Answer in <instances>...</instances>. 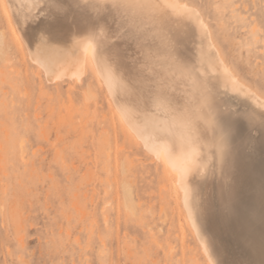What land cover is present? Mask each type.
I'll return each mask as SVG.
<instances>
[{"label":"rangeland","instance_id":"374dc122","mask_svg":"<svg viewBox=\"0 0 264 264\" xmlns=\"http://www.w3.org/2000/svg\"><path fill=\"white\" fill-rule=\"evenodd\" d=\"M4 1L0 0V264H210L200 246L202 232L212 246L213 264H263L264 143L258 127L253 145L233 149L229 143L226 155L246 150L245 156L250 149L245 156L248 165L223 171L228 175L223 173L225 178L213 183L209 219L202 230L193 232L162 163L135 135L122 131L103 81L88 64L79 77L47 78L29 59ZM178 1L198 9L229 71L264 97V0ZM41 39L45 47L47 39ZM226 94L227 110L250 111L247 103ZM245 131L242 127L241 134L247 136ZM226 191L234 193L227 197ZM242 239L252 241V249ZM240 242L249 248L241 250Z\"/></svg>","mask_w":264,"mask_h":264},{"label":"bare ground","instance_id":"6f19581e","mask_svg":"<svg viewBox=\"0 0 264 264\" xmlns=\"http://www.w3.org/2000/svg\"><path fill=\"white\" fill-rule=\"evenodd\" d=\"M4 2H5L4 3L5 6H8L9 8L10 14L17 28L19 39L22 40V42L26 45L27 50L29 51V56H30L29 59L33 63H35V65L37 64L38 67L40 66V68H42L47 78H50L51 80H57L59 78L62 79L64 77H70V76L79 77L80 76L79 74H81L82 71L84 72V69L86 67L85 65L88 64L92 72H94V74H96V76L103 81L111 99L113 100L114 108L116 110V115L120 122L122 131H124L125 134L130 135V133H132L133 135H135L137 138L136 140L140 141L141 145L146 149L145 151L149 152V154L153 155L156 160H159L162 163L165 169L164 176L168 177V179L174 184L177 191L179 192L181 198L180 202L181 203L183 202L182 205H184L185 207L184 211L186 210V214L188 216L187 219H189V224L190 226L193 227V228L191 227L192 230L193 229L202 230V227H204L202 223L208 221L209 219V210H210L209 204L212 205L210 199H211V194H213L211 193V191L213 190L212 189L213 183L217 182L219 184V182H221L222 180V177L225 178L224 174L226 173L224 172L226 170L228 169L230 170L232 169V167L236 168V166L239 165H244V166L248 165L245 156L247 155V153H249L250 149H248V152L246 153L245 156L243 152L244 151L246 152V150L236 151L237 153L231 150L232 151L231 153L235 152L236 154L235 155L231 154L233 155V158H230L231 155L229 154L226 155L229 152V151L227 152L229 145L228 144L225 148V155L223 158H221V155L215 146L216 136L211 127H207L206 131H204V128L202 127L199 133L191 134L187 122L188 115L190 114L188 115L182 114L181 111L176 109L175 105L169 106L167 101L163 99L155 100L147 107L143 102H140L138 100L137 96L132 92V90L130 89L127 83V75H128L127 70L133 63L132 57L135 56L137 53L135 51L133 44L130 41L123 39H114L113 33L117 30L118 25L116 21L113 19L112 14L104 11L103 9L104 0H67V2L63 4L65 13L61 14L58 19H54L50 14H48L47 8H45V10L41 12L40 15H38V12H40V6L45 3V0H5ZM172 3L176 5V7L166 17V28H170L172 30V34L174 35L178 34L180 36L181 44L178 51L180 53L183 62L187 65V69H188V71L185 72L184 74L185 79L178 83V85L175 88V91L177 95H186L193 100V104L191 105L192 111L196 115L200 116L202 125L205 124L206 121L204 119V116L199 113V109L196 108L195 100L205 91L211 93V96L215 101V104L218 105L220 109H226V104L223 99V95L227 93L233 95L235 98L241 99L242 101L245 102V103L243 102L244 104L247 103L246 106L249 105L250 107V109L248 108L250 110L248 111L249 113L259 114L260 112L264 111V97L259 96L257 93H255V91L254 92L251 91L250 88L247 87V85L245 86L242 85V83H239L237 81L238 79L235 78L231 70L229 71V69L227 68L219 50L216 48L214 44L211 33L207 28L208 25L205 24L204 20H202L200 16L201 14H198L197 12L198 9L195 7L197 9L195 10L192 8L191 5L188 6L186 4H182L178 0H172ZM77 5H79V7H77ZM90 5H95L96 8H92V7L86 8V6H90ZM97 8L99 9V11L96 10ZM7 10L8 9H6V11ZM7 13L9 12L7 11ZM89 13H91L93 17H103V19H97L94 21L89 18ZM205 25H207V27ZM41 38L47 39V41L44 44L45 47H43ZM227 94L226 96H228ZM228 104H231V102ZM234 104L235 103H233V105ZM236 105L237 102L235 106ZM246 106L244 105V107ZM229 108L230 110H232L231 107ZM238 108L239 107H237L236 109ZM241 108L243 110V106ZM244 112H247V110ZM244 112L240 111V113H244ZM257 127L259 128L258 124ZM246 132L247 131H245V133ZM261 140H262L261 143L262 142L264 143V135H262ZM252 142L250 140V142L247 143H251V145H253ZM259 142L260 141H258V143ZM255 145L258 144L256 143ZM242 147H246V146H242ZM256 147H254V149ZM229 148L232 149L231 147ZM256 154L258 155L259 151H257ZM248 155H250V153ZM227 156L228 158H230V160L227 158ZM253 158L254 156H252V159ZM193 160L196 161L197 164L196 167H192ZM242 169L243 168H240V170ZM238 175L240 174L238 173ZM237 180L239 179L237 178ZM228 186H230V184ZM249 186L250 184L248 185V188H250ZM213 187L215 189V186ZM245 187L247 188V186ZM228 193L229 194L234 193V191L233 192L228 191ZM228 193H227V197L229 196ZM243 194L244 193H242V195ZM222 198L224 202L227 201V200L225 201L224 197ZM232 198L234 197L232 196ZM215 204H219L217 203V199ZM239 204L237 203V205ZM251 206L254 207L255 205H251ZM213 207H215V205ZM248 207L250 206L248 205ZM214 209L215 208H213V210ZM252 210L253 209H251V211ZM254 210L253 213L256 211ZM251 211L249 212L250 214L248 215H251ZM259 211L261 210H258L257 215H259ZM222 213L224 214V212ZM218 214L220 217L221 214L220 213ZM215 215L217 216L216 212ZM257 215L255 214V216ZM224 217H221L222 220L224 219ZM250 218L251 217L249 216V219ZM256 218L261 219L258 216ZM210 219L212 218L210 217ZM217 219L220 223L219 218ZM210 221L213 222V220ZM228 221L230 220L228 219ZM228 221L226 220V222ZM254 221L258 222L257 220ZM232 222L234 223V220ZM236 224L237 223L235 221V226L237 227ZM257 224L258 223H256L255 227H257ZM209 225L208 227L207 226L206 227L210 229L211 225L210 226ZM223 225L226 226L227 223L224 224L223 222ZM233 226H231L230 228H232ZM227 227H225V229ZM230 228H228L229 230H227L228 233L230 232ZM233 229L231 230L233 231ZM210 232H212V230H210ZM255 232L257 233V231ZM212 233L210 235H212ZM256 233L253 232L252 237L250 238L252 239L253 236H255L254 234ZM234 235L238 236V234L236 233H234ZM213 236L212 237L210 236V238L213 239L214 238ZM226 237L229 236L226 235L224 238ZM232 237L234 238V236ZM218 239H220V237ZM228 239H225L224 242H226ZM259 239L261 241L263 238L261 239L260 236ZM259 239L257 240V244L259 243ZM252 240H254V238ZM214 242L216 243V241ZM237 242H239V240L238 241L236 240V243ZM200 243L204 256L206 257V259L210 264H213L214 258L212 260L209 251L212 246L210 245V241L206 233L202 232ZM218 243L219 242H217L216 244ZM247 243L248 245H250L251 248V245H253L251 244L252 241L251 243L249 242ZM240 245H241V250L242 249L244 250V248L245 250L249 248L248 246H246L247 248L245 246L244 248H242V245L245 244H241V242ZM222 246H224V244H222ZM256 248L257 247H255V251ZM260 248L262 247L260 246ZM258 250L260 254H262L259 247ZM262 250H263L262 252L264 253V249ZM249 251L247 250V254L249 253ZM236 253H238V250ZM252 253L255 254L254 252ZM239 254L240 253L236 255L238 256ZM257 255L255 254V256ZM262 255L261 258H263ZM230 257L228 256V258ZM229 261L232 262L233 260L231 259ZM240 261L237 263H241ZM214 263H216V261ZM259 263L260 262H258L257 264Z\"/></svg>","mask_w":264,"mask_h":264},{"label":"snow or ice","instance_id":"6c2138e0","mask_svg":"<svg viewBox=\"0 0 264 264\" xmlns=\"http://www.w3.org/2000/svg\"><path fill=\"white\" fill-rule=\"evenodd\" d=\"M66 2L45 0L38 15L47 8L48 14L58 19L65 13L63 4ZM87 7L96 8L95 5ZM175 7L172 0H104L103 4L104 11L112 14L118 25L113 33L114 39L130 41L137 53L127 70V83L138 100L147 107L153 101L163 99L169 106L175 105L182 114H190L187 122L191 134L199 133L202 127L204 131L211 127L216 136L215 146L223 158L229 143L235 148L249 142L257 124L264 135V111L255 114L220 109L211 93L205 91L195 100L196 108L206 121L202 125L200 116L192 111L193 100L186 95H177L175 91L188 71L178 51L180 36L166 28V17ZM89 18L94 21L103 19L93 17L91 13ZM242 127L247 128V136L241 134ZM196 166L193 160L192 167Z\"/></svg>","mask_w":264,"mask_h":264}]
</instances>
